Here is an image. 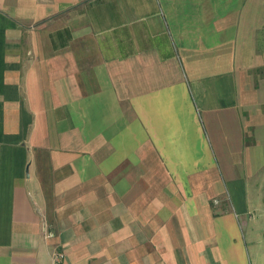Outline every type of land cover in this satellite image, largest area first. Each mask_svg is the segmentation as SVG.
I'll list each match as a JSON object with an SVG mask.
<instances>
[{"label": "crops", "instance_id": "1", "mask_svg": "<svg viewBox=\"0 0 264 264\" xmlns=\"http://www.w3.org/2000/svg\"><path fill=\"white\" fill-rule=\"evenodd\" d=\"M264 0H0V264H264Z\"/></svg>", "mask_w": 264, "mask_h": 264}, {"label": "rangeland", "instance_id": "2", "mask_svg": "<svg viewBox=\"0 0 264 264\" xmlns=\"http://www.w3.org/2000/svg\"><path fill=\"white\" fill-rule=\"evenodd\" d=\"M257 186L263 198V206L260 208V211L258 212V214L261 219L260 222L263 223V225H261V231L263 233L262 242L264 243V173H262L261 178L257 183Z\"/></svg>", "mask_w": 264, "mask_h": 264}, {"label": "built area", "instance_id": "3", "mask_svg": "<svg viewBox=\"0 0 264 264\" xmlns=\"http://www.w3.org/2000/svg\"><path fill=\"white\" fill-rule=\"evenodd\" d=\"M64 255L61 252H56L53 256L52 264H62Z\"/></svg>", "mask_w": 264, "mask_h": 264}]
</instances>
